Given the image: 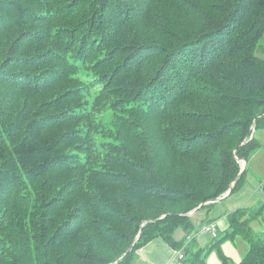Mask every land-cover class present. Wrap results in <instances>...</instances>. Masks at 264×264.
I'll return each instance as SVG.
<instances>
[{
  "label": "trees",
  "instance_id": "trees-1",
  "mask_svg": "<svg viewBox=\"0 0 264 264\" xmlns=\"http://www.w3.org/2000/svg\"><path fill=\"white\" fill-rule=\"evenodd\" d=\"M263 36L264 0H0V264H111L140 231L115 264L185 249L259 148ZM263 209L228 214L235 264H264Z\"/></svg>",
  "mask_w": 264,
  "mask_h": 264
},
{
  "label": "crops",
  "instance_id": "crops-1",
  "mask_svg": "<svg viewBox=\"0 0 264 264\" xmlns=\"http://www.w3.org/2000/svg\"><path fill=\"white\" fill-rule=\"evenodd\" d=\"M259 187L260 193L262 192L263 194L264 183L263 185L260 183ZM240 188L234 193L239 192ZM231 195L228 194L220 201L213 202L210 207L204 208L203 210L198 209L194 213L190 214L189 216L193 225L192 231L190 233L183 231V228H178L175 230L173 238L176 241L185 240L188 234L194 236L191 241L185 244V249L184 247L181 249L174 248L163 238L155 237L137 250L134 264H188V260L186 259L187 257L189 259L190 253L188 254L187 251H190L192 254L196 253L195 255L198 256L202 249L212 248L213 245H215V243L226 233L229 228V222L227 218L228 214L241 207V205H245V203L242 202L238 203L237 199L229 200L231 199ZM225 201H228L227 204H225ZM207 223L215 224L217 233L216 237H212L209 233L201 232L202 226ZM213 239H216L215 243H213ZM223 249L225 250L224 247H222V250ZM177 250H182L184 252L185 258L178 259L176 256Z\"/></svg>",
  "mask_w": 264,
  "mask_h": 264
},
{
  "label": "rangeland",
  "instance_id": "rangeland-1",
  "mask_svg": "<svg viewBox=\"0 0 264 264\" xmlns=\"http://www.w3.org/2000/svg\"><path fill=\"white\" fill-rule=\"evenodd\" d=\"M259 46L260 47L256 49L255 54L257 56H263L262 47L264 46V36L260 40ZM253 137L259 142V148L251 153L246 162V172L241 182L243 185L241 184L242 186L239 192L232 194L230 196L231 199H229H237L238 203H245V205H241L245 211L244 218L251 214L254 215V213H256L264 204V188L263 194L262 192L260 193L259 190V184L261 183L263 185L264 183V128L254 131ZM238 161L240 162L241 167L243 162L241 159ZM227 202L228 201H225V204H227ZM250 228L254 232L264 230V209L262 213L258 214V217H255L252 220ZM215 241L216 239H213V243H215ZM183 242L186 243V239L183 240ZM222 247H224L225 250H222ZM247 247V243L239 236L234 239L220 240L218 244L213 245V247L210 248L212 250L204 248L200 251L198 255V259H200L199 264H222L220 257L221 254L228 259L229 264H235L243 257ZM218 248L222 253L218 252Z\"/></svg>",
  "mask_w": 264,
  "mask_h": 264
},
{
  "label": "water",
  "instance_id": "water-1",
  "mask_svg": "<svg viewBox=\"0 0 264 264\" xmlns=\"http://www.w3.org/2000/svg\"><path fill=\"white\" fill-rule=\"evenodd\" d=\"M262 115H264V114H262ZM253 133H254V130L252 131V133H251V135H250V138L253 137ZM242 162H243V164H242V166H241V169H240V171H239V173H238L236 179H237V178L243 173V171H244V169H245V166H246V160L243 159ZM236 179L232 182V184L229 186L228 190H227V191H226L221 197H218V198L212 200V202H218V201H220L223 197H225V196H227L228 194H230L231 191H232V189H233V185H234V182L236 181ZM201 206H202V204L199 205V206H198L197 208H195L194 210L190 211L187 215H190V214L194 213V212H195L196 210H198ZM140 234H141V231L138 233V235L136 236L135 240L131 243V245L129 246V248L127 249V251H125V252L120 256L119 259L123 258V257L125 256V254H126L127 252H129V251L133 248L135 242H136V241L138 240V238L140 237ZM119 259H116V261H118ZM116 261H115V262H116ZM115 262H113V263H111V264H115Z\"/></svg>",
  "mask_w": 264,
  "mask_h": 264
},
{
  "label": "built area",
  "instance_id": "built-area-1",
  "mask_svg": "<svg viewBox=\"0 0 264 264\" xmlns=\"http://www.w3.org/2000/svg\"><path fill=\"white\" fill-rule=\"evenodd\" d=\"M203 231L204 232H209L212 236H215V232H216L215 225L213 223H209V224H207V225H205L203 227ZM191 238H192V236H190V235H188L186 237L187 240H190ZM176 254H177L178 258H182L183 257V254L180 251L177 252Z\"/></svg>",
  "mask_w": 264,
  "mask_h": 264
}]
</instances>
